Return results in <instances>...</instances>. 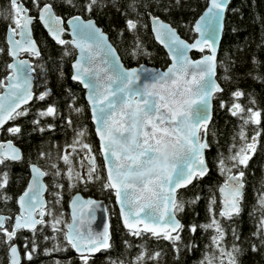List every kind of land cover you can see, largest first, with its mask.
Returning a JSON list of instances; mask_svg holds the SVG:
<instances>
[{"label": "snow or ice", "instance_id": "snow-or-ice-1", "mask_svg": "<svg viewBox=\"0 0 264 264\" xmlns=\"http://www.w3.org/2000/svg\"><path fill=\"white\" fill-rule=\"evenodd\" d=\"M30 3L29 8L20 0H9L8 7L0 9V17L7 21L4 43L9 58L0 69L4 73L0 75V128L11 122L4 130L19 138L26 133L24 126L15 122L18 119L29 124L31 131L42 134L46 130L55 131L59 119V130L71 132V137L55 160L49 152L46 167L28 160L26 184L14 201L16 210L7 207L13 199L7 191L8 167L10 162L24 163V156L11 139L0 141V165L4 167L0 172V204L5 206L0 208V245L4 247L7 264H21L18 245L12 242L16 237L22 242L23 258L29 264L34 254H66L68 249L75 253L79 264H93L97 255L102 257L97 264H159L161 253L154 250L149 255L144 236L167 241L173 253L191 250L195 245L191 239L185 243L182 232L186 228L192 233L197 225L185 226L177 218L176 214L182 213L185 207L178 190L205 178L213 169L222 179L209 188L213 195L206 201L208 220L198 226L212 231L210 245H204L200 259L193 264H240L239 257L249 250L259 252L264 258V190L253 189L256 203L249 215L257 210L260 215L256 230L248 235L255 237V242L245 237L248 246L242 247L240 232L232 225V239L226 245L224 241L229 233L221 223L241 214L250 158L258 151L264 155L258 139L264 134L259 127L261 109L253 108L256 101L252 94L249 93L245 107L237 102L243 96L239 88L230 91L229 101H226L217 83L218 66L222 69L219 79L230 80L231 65L218 59L216 47L229 0H206V7L194 23L185 25L182 19L178 21L179 27L195 35L191 42L181 38L177 28L161 18L170 16L181 6L191 10V0H125L123 12L118 0H30ZM106 7L124 17L116 39L124 45L123 33L127 31L130 38L123 49L125 57L135 63L139 58L151 56L139 35L150 25L151 36L166 50L170 61L167 66L162 70L143 65L126 67L120 53L94 19L82 18L91 17L93 11L101 12ZM57 8L71 9L75 13L67 16V29L62 26V16L56 14ZM34 22L43 25L48 36L63 48L55 60L49 58L58 82L65 78L60 65L63 57L70 54L69 45L75 50L70 79L82 86L84 103L67 86L62 96L45 103L51 96L48 80L43 79L42 84L34 87V68L39 69L41 78L48 72L33 39L30 26ZM66 31L70 40L61 36ZM190 50L198 52L197 59L191 58ZM3 51L0 48V52ZM34 60L41 63L34 64ZM251 63L255 67L260 62L253 55ZM253 79L264 82V77L253 76ZM213 99L218 100L220 109L226 108L240 123L232 133L227 155L217 148L216 153L208 157L205 150L211 147L209 134L212 143L216 142V130L211 127ZM30 113L31 119L28 118ZM85 119L91 122L97 150L89 142ZM249 124L253 126L250 136L247 135ZM56 146L53 140L52 147ZM44 157L43 150L37 153V159ZM59 161L63 162V167ZM45 176L51 178L49 185L42 180ZM22 178L17 177V182ZM259 184L264 189V165H261ZM93 186L102 194L108 193L109 203L114 197L119 224L128 236L140 238L137 253L130 260L126 251L120 258L110 255L115 244L107 208L100 200L81 194ZM215 193L219 194L218 211ZM199 199L196 195L187 203L191 206ZM98 208L104 212L100 230L92 227ZM25 231L31 236L19 235ZM121 244L124 250L131 247L128 240H121ZM3 259L0 257V264ZM72 259L53 256L50 264H72Z\"/></svg>", "mask_w": 264, "mask_h": 264}, {"label": "trees", "instance_id": "trees-1", "mask_svg": "<svg viewBox=\"0 0 264 264\" xmlns=\"http://www.w3.org/2000/svg\"><path fill=\"white\" fill-rule=\"evenodd\" d=\"M25 7H31L30 0H20ZM125 0H118L120 5V12L124 11ZM206 0H191V10H186L183 6L179 10H174L170 16H161L162 19L169 22L171 26L177 28L178 34L187 40H191L194 37V34L191 33L189 29L179 27L178 21L183 20L184 24L193 23L194 19L205 7ZM9 0H0V9L8 7ZM120 12L106 7L101 12L93 11L91 17L84 15L83 18H93L98 26L107 34L110 42L118 50L121 56V60L125 66H132L139 63H145L158 68H163L166 66L168 60L163 49L153 40L149 25L146 32L139 33L141 40L144 42L145 47L148 52L151 53V56H144L139 58L137 62L133 63L123 54L124 47L127 46V39L129 35L127 31L123 33L125 37L124 45L116 39L117 31L122 27L124 17L120 15ZM35 15V13H30ZM56 14L61 15L62 19L67 18L69 14H75L71 9L57 8ZM7 21L0 17V48L4 49L3 52H0V69H2L3 64L7 59L6 56V45L4 43V34L5 26ZM32 34L37 42L38 48L41 52L42 61L45 63L48 72L45 77L41 78L39 75V69L34 68V76L36 77L34 82L35 84H42L43 79L48 80V87L51 89V96L45 103H50L53 100H56L58 97L63 95V89L65 86L71 88L75 94L78 96L80 101H83V89L77 82H73L70 79V62L74 57L75 50L69 45V55L63 57V63L60 65V68L65 73V78L63 81L58 82L55 75L53 74V64L50 62V57L55 60L63 48L53 42L42 29L41 25L38 22H34L31 25ZM114 29L116 31H114ZM62 38L67 40L68 36L62 34ZM199 54L196 52H191L192 57H197ZM255 55L257 60L260 62L257 66H253L251 63V57ZM218 59H224L226 64L231 65V71L229 73L230 80L223 81L219 79L222 69L218 66L216 75L217 81L223 89V99L229 101V92L239 88L243 96L238 98L237 102L241 105L247 107L246 101L248 100L249 93L252 94L255 99V105H252L253 108L261 109V120L259 127L264 133V82L261 79H253V76L264 77V0H230L228 7L224 16V27L222 32V37L218 50ZM34 64L41 63V60H34ZM59 64V61H57ZM251 71V74H249ZM3 71L0 70V75H3ZM42 90V89H41ZM32 102L29 104L31 105ZM41 107L44 105H40ZM62 107V104L59 105ZM34 112V108H33ZM87 115V114H86ZM29 119L33 118L32 114H29ZM82 119H84L82 117ZM16 123L22 124L24 126V133L19 138L6 134V127L11 126V122H7L3 128H0V141L5 139H11L12 142L21 150L24 156V163L10 162L8 167L10 183L7 187V191L12 195V202L7 205L8 208L16 210V205L14 203L15 197L23 189L27 177L25 173L28 172L26 164L29 159L33 163H37L41 168L46 167L48 164L49 152L52 154V158L55 160L60 154L63 144L69 142L71 137V132L61 133L59 130V119H57V129L55 131L49 132L45 131L43 134L40 132L31 131V126L23 119H18ZM48 122H51L50 118ZM85 123L88 124V129L90 133L89 142L93 143L94 150H97V142L92 133L91 122L88 119H85ZM240 121L231 116L227 112V109H220L218 106V100L213 99L212 101V117H211V127L216 130V142L212 143V136L209 134L208 140L211 144V147L206 151L208 157H212L217 148L225 155H227L228 145L232 143V133L236 130L237 124ZM253 130V126L249 124L247 126V135L250 136ZM259 144L261 150H264V134L259 138ZM57 142L55 148L52 147V141ZM237 138V143H238ZM41 150L44 151L45 157L43 159H37V153ZM235 150V149H234ZM64 152L71 151L70 149H63ZM97 162H100V157L97 156ZM75 163V161H74ZM61 167H63V162L59 161ZM208 165L212 167L211 159L208 160ZM261 165H264V155H261V152L258 151L254 153V156L250 158V163L247 166L248 171L246 172L243 201H242V212L238 217H234L230 221H223L221 223L225 226L228 231V235L225 237L224 243L227 245L230 243L231 237V226L235 225L240 232L241 246L247 247L245 243V237L248 241L255 242L256 238L251 237L248 234L256 230V223L260 215L259 210H257L252 216L249 215L253 211V207L256 203V195L253 191L255 188L256 192L261 190L259 180L261 176ZM4 171V167L0 165V172ZM17 177H23L17 182ZM49 176L44 177L46 185H49L50 181ZM222 177L213 169L205 178H201L199 181H196L191 184V186H186L185 188L178 190L180 195L184 199L185 207L182 213H177L178 219L182 224L187 226L189 223H194L197 225V228L192 233L187 232L186 228L182 232L185 243L191 239L192 243L195 245L191 250L183 249L179 254L173 253L171 246L167 241L156 240L144 236L143 240L145 242L148 254L150 255L152 251H159L161 253L159 264H193L194 261L200 259L201 251L204 249V245H210L209 237L212 235L211 230H201L198 226L201 223L207 222L208 215L206 212V201L207 197L213 195V192L209 191V188L214 185L215 182L221 180ZM84 196H93L95 198H101L104 200L110 223V233L112 240L115 244L114 250L110 255L120 258L122 252L126 251L127 259L130 260L131 256L136 255L137 248L136 245L141 242L140 238L130 237L126 234L123 226L119 224L117 210L114 206L113 198L112 202L109 203L108 193H100L95 190L93 186L90 191L82 192ZM199 195L200 199L196 201L195 204L189 206L187 201ZM217 198V208L218 211V193H215ZM45 199H47V192L44 194ZM67 199L68 196L65 194L64 208L67 212ZM3 204H0V208H4ZM115 212V215H113ZM119 225V230H118ZM123 234V235H122ZM21 236H31L28 232H21ZM38 236V242H39ZM121 240H128L131 244V247L127 250L123 249ZM14 243H17L18 249L21 253V264H29L27 260L23 258L24 247L22 242L19 240V237L13 239ZM46 246V245H45ZM30 247V245H29ZM211 252V247L208 249ZM61 260H67L68 257H72V264H79V261L75 259V254L72 250L68 249L65 253L52 254V256H44L42 252L40 254H34L30 264H50V260L53 258ZM176 257L174 260L173 257ZM0 257H3V264H7L4 247L0 245ZM102 260V257L97 255L93 264H97L98 261ZM240 264H264V258L261 257L259 252L253 253L250 250L246 254L239 257ZM147 264V262H146Z\"/></svg>", "mask_w": 264, "mask_h": 264}, {"label": "water", "instance_id": "water-1", "mask_svg": "<svg viewBox=\"0 0 264 264\" xmlns=\"http://www.w3.org/2000/svg\"><path fill=\"white\" fill-rule=\"evenodd\" d=\"M229 2H230V0H229ZM229 4V3H228ZM205 7H206V4H205ZM227 7H228V5H226V9H227ZM226 9H225V12H226ZM202 12V11H201ZM200 12V13H201ZM200 13L198 14V16L200 15ZM225 16V15H224ZM83 18V17H82ZM84 19H87V18H84ZM93 19V18H92ZM194 21H195V19H194ZM194 21H193V23H194ZM94 22H95V20H94ZM96 23V22H95ZM223 27H224V18H223ZM41 25V24H40ZM97 25V24H96ZM62 26L63 27H65V29H67V18H65V19H62ZM98 26V25H97ZM31 27V26H30ZM41 27H42V29L45 31V33L47 34V30L46 29H44V27H43V25H41ZM98 27H100V26H98ZM173 27V26H172ZM223 27H222V31H221V35H220V38L218 39V40H216V47H217V54H218V50H219V45H220V41H221V37H222V32H223ZM149 29H150V32H151V28H150V25H149ZM31 31H32V28H31ZM63 34V33H62ZM62 34H61V36H62ZM64 34H67L68 35V38H67V40H70L71 39V36H70V34H68L67 33V31L64 33ZM33 35V34H32ZM47 36H48V34H47ZM49 37V36H48ZM108 37V36H107ZM50 39H51V37H49ZM153 38V40L163 49V51L165 52V54H166V50L164 49V47H163V45L162 44H159L156 40H155V38L154 37H152ZM182 38V37H181ZM195 38V35H194V37L192 38V39H194ZM33 39H34V37H33ZM109 39V38H108ZM191 39V40H192ZM35 40V39H34ZM52 40V39H51ZM191 40H188L189 42H191ZM53 41V40H52ZM53 42H55V41H53ZM109 42H110V40H109ZM111 43V42H110ZM191 52H196V53H198L196 50H190V56H191ZM166 57H167V55H166ZM75 58V54H74V57H73V59ZM191 58L192 59H197L198 58V56L197 57H192L191 56ZM72 59V60H73ZM72 60H71V62H72ZM167 60H168V58H167ZM71 62H70V76H71ZM170 61L168 60V62H167V64L169 63ZM123 63V62H122ZM167 64H166V66H167ZM139 65H143L145 68H148V69H152V68H156V69H163V68H158V67H154V66H151V65H147V64H145V63H139V64H136V65H132V66H136V67H139ZM165 66V67H166ZM126 67H131V66H126ZM78 83V82H77ZM217 83H218V81H217ZM81 88H82V86H80ZM31 102V101H30ZM29 102V103H30ZM212 117V116H211ZM7 123V122H6ZM14 144V143H13ZM15 145V144H14ZM16 146V145H15ZM17 147V146H16ZM97 147H98V144H97ZM42 180H43V182L45 183V181H44V177L42 178ZM26 184V183H25ZM25 186V185H24ZM23 190V189H22ZM22 190L20 191V192H22ZM19 192V193H20ZM45 194V193H44ZM43 194V195H44ZM82 194V193H81ZM19 195V194H18ZM83 195V194H82ZM219 195V194H218ZM84 196V195H83ZM45 197V196H44ZM85 197H92L93 199H97V200H100L101 202H102V205H104L105 207H106V204H105V202H104V200L103 199H101V198H95V197H93V196H89V195H87V196H85ZM113 202H114V197H113ZM107 208V207H106ZM116 210H117V214H118V216H119V209L118 208H116ZM67 211H68V209H67ZM178 218V217H177ZM103 220H104V212L100 209V208H98L97 210H96V213H95V219H93L92 220V227L94 228V229H96V230H100V229H102V227H103ZM109 225H110V223H109ZM122 225V224H121ZM123 226V225H122ZM14 243V242H13ZM18 251H19V249H18ZM73 252V251H72ZM19 253H20V251H19ZM74 253V252H73ZM75 254V253H74ZM20 255H21V253H20Z\"/></svg>", "mask_w": 264, "mask_h": 264}, {"label": "rangeland", "instance_id": "rangeland-1", "mask_svg": "<svg viewBox=\"0 0 264 264\" xmlns=\"http://www.w3.org/2000/svg\"><path fill=\"white\" fill-rule=\"evenodd\" d=\"M81 155H82V153H81Z\"/></svg>", "mask_w": 264, "mask_h": 264}]
</instances>
